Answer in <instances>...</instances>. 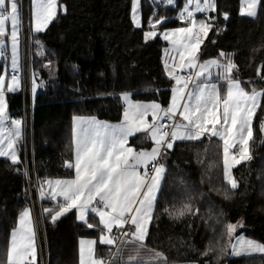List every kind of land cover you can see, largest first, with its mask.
Listing matches in <instances>:
<instances>
[{
	"label": "trees",
	"instance_id": "1",
	"mask_svg": "<svg viewBox=\"0 0 264 264\" xmlns=\"http://www.w3.org/2000/svg\"><path fill=\"white\" fill-rule=\"evenodd\" d=\"M216 2L217 25L209 30L200 59L220 58L221 51L234 53L236 75L242 86L248 91L253 86L257 90L264 88V79L256 71L261 68L264 76V0H260L253 18L240 15L239 0ZM58 5L56 16L44 31L31 35L33 70L40 85L33 109L32 150L35 171L42 180L73 175V170L64 164L73 158V116L94 115L117 122L122 116V93L167 107L173 82L162 64L165 43L158 37L145 41L143 33L150 30L149 17H166V22L157 28L182 25L176 19V5L156 0H140V28L131 21V0H58ZM153 12L157 13L154 17ZM224 12L228 13L227 20ZM37 39L43 45V55L38 54L34 43ZM6 100L9 115L19 118L20 90L7 93ZM263 108L264 96L253 121L252 159L232 170L237 190L223 179L222 143L218 138L177 141L168 150L161 159L166 175L155 201L146 247L161 251L170 263L205 264L208 260L217 264L215 252L207 257L201 253L206 247L225 246L227 254L218 264H264V254L231 256L225 228L227 223L242 220V229L236 234L264 244V133L260 131ZM141 139L138 134L129 142L140 147ZM27 155L29 160L30 151ZM19 160L13 165L0 158V263L6 261L10 232L19 213L29 206L20 151ZM225 192L230 199L224 198ZM185 204L190 205L191 212L198 210L197 214L186 210L182 217L172 215ZM41 205L43 209L52 208L55 202L44 198ZM43 221L46 250L42 249L41 256L48 254L47 264H77L79 238L98 233L79 223L74 210L55 223L44 213ZM109 250L107 246H96L98 256L106 257ZM37 264H41L39 254Z\"/></svg>",
	"mask_w": 264,
	"mask_h": 264
},
{
	"label": "snow or ice",
	"instance_id": "2",
	"mask_svg": "<svg viewBox=\"0 0 264 264\" xmlns=\"http://www.w3.org/2000/svg\"><path fill=\"white\" fill-rule=\"evenodd\" d=\"M30 2L31 31L42 32L57 14V0ZM161 2L174 5V0ZM259 2L260 0H241V15L256 17ZM216 10V0H186L178 13L179 20L185 22L186 26L165 29L160 33L180 57L178 64L173 57L171 68L165 62L166 74L175 80L166 108L156 101L134 102L130 93H122L120 99L125 106L123 118L118 124L99 121L95 117H72L73 158L65 160L64 164L66 168L74 169L75 175L70 179H45L39 189L41 199L45 198L47 192L49 198L55 202L54 207L43 209L45 214L51 216L53 223L75 210L78 221H83L89 229L99 228L101 245H114L119 239L122 243L135 242L144 247V241L149 235L154 203L166 175V167L161 159L168 150L174 148V142L199 140L205 134L219 137L223 141V179L232 190L238 189L232 169L242 161L252 159L250 143L254 139L253 119L257 109L261 107L264 88L257 90L253 86L248 91L242 86V81L236 75L234 53L221 51L220 58L198 63L200 46L216 21L215 16L208 14ZM196 13L204 14V18L196 19ZM156 15V12L152 13L153 17ZM223 16L225 20L228 19L227 12ZM131 20L135 27L140 28L139 0H131ZM9 21L11 33L8 41L11 48L12 74L10 78L0 74V157H5L13 165H17L20 163L17 144L22 136L23 121L11 119L10 126L6 123L9 122L6 93H15L22 86L19 51L22 19L18 0H0V57H5L8 46L5 36ZM162 22H166V17L161 16L155 20L149 17L150 30L144 32L145 41L157 35V25L162 26ZM216 31L219 32L220 29L217 28ZM34 43L38 47V54L43 55L41 41L37 39ZM177 67L181 70H192L194 75H179L175 71ZM212 68L218 70V83L215 84L207 82ZM256 71L264 79L261 68ZM35 76L36 73H33V93L38 86ZM202 80L205 82H201ZM219 82L226 83V91ZM190 84L195 87H190ZM149 115L151 121L146 119ZM177 116L180 117L179 121L175 119ZM165 119L171 123H162ZM260 131L264 133V120L260 123ZM135 133H146L150 137L153 144L151 150L134 151L132 147H126L129 137ZM236 148L239 149L238 153ZM141 168L144 169L143 172L139 171ZM24 175L28 176L27 170ZM224 198L230 199L227 192ZM186 210L192 215L198 212H191L190 205L185 204L178 213L172 215L182 217ZM89 212L99 218V225L88 222L86 217ZM236 227L232 223L225 225L229 238ZM114 228L118 235H112ZM36 234L31 210L26 207L19 213L16 227L11 229L6 264H37ZM95 244L94 240L80 241L79 264H105L104 260L94 257ZM231 248L233 254H238L241 250L264 253V244L243 237L239 238L238 243L231 244ZM151 251H154V256L149 258L151 264H168L161 251ZM213 252L216 253L215 260L218 264L220 258L227 254V248L206 247L201 256L207 257ZM110 255L115 256L116 253ZM133 260H137V257H129V261ZM137 264L149 262L138 260ZM205 264L210 262L205 260Z\"/></svg>",
	"mask_w": 264,
	"mask_h": 264
},
{
	"label": "built area",
	"instance_id": "3",
	"mask_svg": "<svg viewBox=\"0 0 264 264\" xmlns=\"http://www.w3.org/2000/svg\"><path fill=\"white\" fill-rule=\"evenodd\" d=\"M21 4V19H22V29L20 35V62H21V76H22V86L19 89L22 97V107L20 110L19 119L23 121L22 126V136L20 138L19 144H21V148H18L20 152L23 154V167L22 172L24 176V181L26 183V188L28 192L29 198V206L28 208L31 210V215L34 220V224L36 226V245L38 249V254L41 258V264H47L48 254L45 252L44 257L42 258V249L46 250V243H45V231H44V221H43V208L41 205V197L39 194V189L41 187V182L43 181L35 171V165L33 160V150H32V130H33V109L35 105V98L38 94L40 89V85L37 81L35 76V80L37 83V90L35 93L32 91V82H33V60H32V46H31V26H30V11H29V2L26 0H18ZM212 16L216 17V21L214 22L215 27L217 25V15L216 13ZM177 20L182 22L177 17ZM202 52V50H201ZM9 52H5V57H0V63H3L5 60L8 59ZM12 74V70L9 71V77ZM183 76H190L194 75L192 70H184L180 73ZM191 85V84H190ZM178 121V116L175 118ZM162 123L170 124L171 121L163 120ZM30 151V159L28 160L27 152ZM27 170L28 176L24 175V172ZM59 200V198H58ZM127 229V225L125 226ZM113 235H118L115 231ZM120 240L118 239L114 245H112L111 250L109 253H114L115 249L117 248ZM108 253L106 257H104L107 264L110 263L112 256Z\"/></svg>",
	"mask_w": 264,
	"mask_h": 264
},
{
	"label": "crops",
	"instance_id": "4",
	"mask_svg": "<svg viewBox=\"0 0 264 264\" xmlns=\"http://www.w3.org/2000/svg\"><path fill=\"white\" fill-rule=\"evenodd\" d=\"M240 7H241V0H240V3H239V13H240ZM245 7H246V5H245ZM58 9H59V5H58V0H57V11H58ZM29 11H30V26H31V2H30V0H29ZM240 15H241V13H240ZM203 16H204V14H203ZM242 16H244V17H247V18H253V17H249V16H247V15H242ZM52 21V20H51ZM50 21V22H51ZM10 22V21H9ZM8 22V23H9ZM50 22H49V24H50ZM48 24V25H49ZM177 27V26H176ZM34 33V32H33ZM205 38L206 37H204V40H205ZM164 58H163V50H162V64H163V68H164V72H165V63H164V60H163ZM7 62V66H8V69H9V67L11 66V53H9V56H8V59L6 60ZM176 61L179 63V61H178V58L176 59ZM177 63V64H178ZM7 69V70H8ZM184 70H189V69H183V70H181L180 69V71L179 72H177V68L175 69V71H176V73L177 74H179L180 75V73L182 72V71H184ZM211 75H210V77H209V80L207 81V82H209V83H218V77L216 76V74H217V69L216 68H212L211 70ZM165 74H166V72H165ZM166 76H168L167 74H166ZM7 78H10L9 77V70H8V72H7ZM172 87H171V91H170V98H169V101H170V99H171V96H172V88H173V86L175 85V81L174 80H172ZM201 82H205V81H201ZM219 83H224V82H219ZM190 87H195V85H190ZM226 87H227V85H226V83H224V85H223V90L224 91H226ZM6 95H7V93H6ZM131 99L134 101V102H142V103H149V102H152V101H145V100H136V99H133L132 97H131ZM122 101V100H121ZM158 103V102H157ZM169 103V102H168ZM122 104H123V109H122V116H121V119L119 120V121H117V122H110V121H108V120H104V119H100V118H98V117H96V116H94V115H75V116H83V117H95L97 120H99V121H104V122H108V123H110V124H118L121 120H122V118H123V110H124V102L122 101ZM162 106V105H161ZM162 107H164V106H162ZM164 108H166V107H164ZM258 110V109H257ZM254 116H255V114H254ZM11 119H19V118H14V117H11L10 115H9V122H6V123H8L9 124V126H10V120ZM146 119H148L149 121H151V115H149L148 117H146ZM180 120V117H178V121ZM253 121H254V119H253ZM71 128H72V121H71ZM138 134H141L142 135V139L140 140V147H136V146H134V145H131L130 144V142L128 141V144L126 145V147H132L133 149H134V151H140V150H151V148H152V146H153V144H152V141H151V139H150V137H148L147 136V134L146 133H135L133 136H130L129 137V140H130V138L131 137H134L135 135H138ZM203 137H211V138H218L219 140H220V138L219 137H213V136H210V135H208V134H205L204 136H202L200 139H202ZM199 139V140H200ZM194 141H196V140H194ZM221 141V143H222V160H223V141L222 140H220ZM19 142H20V139H19V141H18V144H17V152H18V157H19V149H18V145H19ZM177 142V141H176ZM139 143V142H138ZM175 143V142H174ZM235 151L238 153L239 152V149L238 148H236L235 149ZM1 159H6V160H9V159H7V158H5V157H0ZM10 161V160H9ZM11 162V161H10ZM243 162V161H242ZM241 162V163H242ZM73 170V175L71 176V177H67V178H55V179H52V180H56V179H70V178H73L74 177V175H75V171H74V169H72ZM233 170V169H232ZM139 171H141V172H143L144 171V169L143 168H141V169H139ZM163 180V179H162ZM158 195V194H157ZM45 198H49V195H48V193L46 192V194H45ZM50 199V198H49ZM154 205H155V203H154ZM26 208V207H25ZM28 208V207H27ZM153 210H154V207H153ZM75 211V210H74ZM75 215H76V212H75ZM19 216V215H18ZM64 216V215H63ZM62 217V216H61ZM60 217V218H61ZM90 217L91 218H93L94 220L92 221V222H90ZM17 219H18V217H17ZM50 219H51V216H50ZM59 219V218H58ZM57 219V220H58ZM86 219L88 220V222L89 223H94V224H96V225H99V218L98 217H96L95 216V214L94 213H91V212H89L88 213V216L86 217ZM78 221V220H77ZM79 223H81V224H84V225H86L83 221H78ZM149 224H150V222H149ZM232 224H235V225H237V222L236 223H232ZM15 227H16V225H15ZM100 228H102V226H99ZM91 229H94V230H98V233H97V236H88V237H81V238H79V240H78V261H77V264H79V255H80V252H79V250H80V241L81 240H94L95 242H96V244H95V251H94V257L95 258H97V259H104V257H102L101 255L100 256H98V254L96 253V246L97 245H100V246H103V247H105V246H107V247H110L111 245H101L100 243H99V237H100V235H101V232H100V230H99V228H91ZM240 229H242V227L241 228H239L238 226L236 227V230H235V232L232 234V237L230 238V244H233V242L235 241V240H237V241H239V238H241V237H243L244 235L243 234H236ZM116 230H115V228L113 229V233L115 232ZM113 233H112V235H113ZM247 239V238H246ZM249 239V238H248ZM253 240V239H252ZM118 248H119V251L117 252V248L115 249V251H114V253H116V255L115 256H112V259H111V261H110V263L109 264H137V261L139 260V261H143V262H149V264H151V262L149 261V258L150 257H152V256H154V251H151V250H153V249H150V248H148V247H146V246H144V247H140L139 246V244L138 243H135V242H129V243H122L121 241L119 242V244H118V246H117ZM36 248H37V245H36ZM231 250V249H230ZM137 253H139V255H137ZM262 253H260V254H258V255H261ZM264 254V253H263ZM37 256H38V249H37ZM133 256H135V257H137V260H133V261H129V257H133ZM235 256H243L242 254H238V255H235ZM1 264H6V261L5 262H3V263H1ZM168 264H193V262L192 261H182V262H173V263H170V262H168ZM196 264V263H195Z\"/></svg>",
	"mask_w": 264,
	"mask_h": 264
},
{
	"label": "rangeland",
	"instance_id": "5",
	"mask_svg": "<svg viewBox=\"0 0 264 264\" xmlns=\"http://www.w3.org/2000/svg\"><path fill=\"white\" fill-rule=\"evenodd\" d=\"M26 0H24V2H25ZM19 2V1H18ZM28 2H29V0H28ZM156 2L157 3H161V4H163V5H166L165 3H163V2H161V0H156ZM186 2V0H174V5H167V6H175L176 5V7H177V13H176V19H177V17H178V13H179V11H180V9L183 7V5H184V3ZM139 3H140V0H139ZM239 3H240V0H239ZM258 6H259V3H258ZM257 11H258V7H257ZM211 13L212 14H215V12H210L208 15H210L211 16ZM130 17H131V10H130ZM195 17H196V19H203L204 18V16H203V14L202 13H196L195 14ZM140 19H141V7H140ZM132 21V20H131ZM184 26H186L185 24H182V25H179V26H177V27H184ZM141 27V26H140ZM172 28H176V27H172ZM165 29H171V28H169V27H164V28H156V30H157V35L155 36V37H153V38H150L149 40H151V39H154V38H156V37H158V38H160L164 43H165V46H164V48H163V60H164V63L165 62H167L168 63V65H169V67L171 68L172 66H173V57H175V62H176V64L178 63L177 61H176V59L178 58V61L180 60V57H179V54L173 49V47H172V45H170L169 44V42L168 41H166V40H164L163 38H162V36L160 35V33H163L164 31H165ZM146 31H149V30H146ZM145 32V31H144ZM10 33H11V23L9 22H7V24H6V36H5V43H6V45H8L7 46V48L5 49V52L6 51H8L9 53H11V48H10V42L8 41V36H10ZM143 38H144V33H143ZM145 40V39H144ZM204 43V42H203ZM203 43L201 44V46H200V51L198 52V63H203L204 61H206V60H211V59H217V58H208V59H200V55H201V50H202V46H203ZM167 50V51H166ZM20 51V50H19ZM7 61L5 60L3 63H1L2 65H1V72H0V74H4V75H6V77H7V72H8V70L10 71L11 70V66L9 67V69H8V66H7V63H6ZM224 62H226V61H224ZM11 63V62H10ZM8 69V70H7ZM198 70V69H197ZM180 71V68H178L177 67V72H179ZM216 76H217V74H216ZM169 77V76H168ZM170 78V77H169ZM175 81V80H174ZM47 186L45 185V188H46ZM237 226L239 227V228H241L242 226H243V224H242V220H239L238 222H237ZM243 238L244 239H248V237H246V236H243ZM249 239H251V238H249ZM258 242V241H257ZM234 243H238V241L237 240H235L234 242H233V244ZM258 243H260V242H258ZM111 247H112V245L109 247V249L111 250ZM230 249H231V256H235V255H238V254H242L243 256H246V255H255V254H260L261 252H244V251H239L238 252V254H233V252H232V248H231V244H230ZM110 254V253H109ZM263 254V253H262ZM104 261H105V259H103ZM1 264V263H0ZM105 264H107V261H105Z\"/></svg>",
	"mask_w": 264,
	"mask_h": 264
},
{
	"label": "water",
	"instance_id": "6",
	"mask_svg": "<svg viewBox=\"0 0 264 264\" xmlns=\"http://www.w3.org/2000/svg\"><path fill=\"white\" fill-rule=\"evenodd\" d=\"M264 120V108H263V113H262V117H261V121Z\"/></svg>",
	"mask_w": 264,
	"mask_h": 264
}]
</instances>
